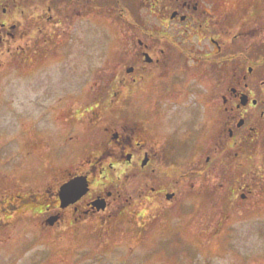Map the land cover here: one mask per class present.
<instances>
[{
  "label": "flooded vegetation",
  "instance_id": "1",
  "mask_svg": "<svg viewBox=\"0 0 264 264\" xmlns=\"http://www.w3.org/2000/svg\"><path fill=\"white\" fill-rule=\"evenodd\" d=\"M112 1L101 0L102 3L105 2L104 5L101 2L96 4L93 0H0V64L13 58L22 61L23 49L30 59H34V63L42 61L51 53L58 58L56 63L59 62L61 72L65 74L64 70H69V62L65 61L63 54L69 53V46L76 40L75 34L81 35L83 32L86 14L96 16L101 4L110 6ZM142 1L148 11L161 13L160 21L162 18L161 24H165V29L172 22L175 24L176 17L179 22L188 19L183 30L180 23L175 29L181 33L189 30L197 39V44L201 40L210 43L214 54H222L226 50L219 18H214L210 9L198 8V0ZM23 17H27L29 23L22 22ZM153 24H146L150 30L147 31L151 38H159L158 43L144 40V36L137 33L138 23L133 20L127 23L126 30L123 29L122 38L127 39L130 44L127 46L124 43L123 47L131 49V55L135 56L126 65L123 75H119L109 64L108 72L113 71V74L102 78L103 66L100 62L97 64L95 70L100 76V83L97 85L96 98L92 103L84 105L81 100L74 110V117H86L88 113H94L92 119L95 121L92 124L96 126V134L93 137V130L89 137L96 142L90 153L74 169L71 170L65 162V147L60 158L52 155L49 157L45 153H39L40 157L32 152L39 144L49 145L52 140V134L47 133H50V124H54V108L60 107L54 98H48L41 104L43 106L39 107V114L33 116L29 126H24L25 123L19 120L13 124V134L8 131L11 127L3 128L4 133L7 131L3 136L11 137H1V147L4 149L6 142H13L16 147L20 145V151L9 156L0 154L3 168L0 176V210L14 212L15 209H23V212L33 214V217L44 215V222L49 226L62 222L70 225L71 221L83 222L87 219L105 222L110 219L109 216H115L125 209L127 212L130 210V220L134 221L138 217L143 219L142 225L145 222L163 224L169 221L181 225L184 222H197L198 215L213 214L214 210L209 211L215 209L213 201L198 200L195 198L197 192L188 201L183 200L187 195H182V189L204 190L214 186L213 183L221 178L218 169L214 168V152L215 157L219 156L222 160L226 156L230 157L232 151L233 155L239 156V150L244 145L259 142V122L264 115V110L258 108L262 103L263 93L259 89L263 80H259V89L256 79L253 80V86L251 69L244 72L243 63L239 62L238 67L232 66L229 79L232 85L226 87V92H214L213 89L202 91L204 77H212L213 72L218 74L219 69H229V54L215 57L216 60L208 53L206 56L182 54L183 56L178 57L175 52L162 47L164 42L168 45L172 42L161 40L166 35L162 30L157 32ZM154 32L158 34L155 35ZM67 42L70 43L69 46ZM257 47L254 48L257 50ZM150 51L153 52L151 55ZM244 57L251 58L247 55ZM139 58L142 64L138 61ZM259 60L257 58L255 61ZM135 61L139 63L136 64ZM71 64L73 72L78 69V75L84 74V63L79 64L77 69L73 62ZM214 64L217 67L212 71ZM206 66L208 68L204 69ZM47 76H51L52 84V75ZM148 76H151L154 84L148 83ZM190 76L195 79L194 83L193 79H189ZM148 86L156 88L150 90L147 89ZM48 90L52 92L51 88ZM82 93L83 91L80 92ZM122 94L125 97L121 101ZM243 94L248 97L245 104L240 102ZM69 95L70 93L61 94L57 99L66 103L65 97ZM150 95H154L152 104L143 105L144 98L149 102ZM191 97H198V102L195 99L191 101ZM214 98L220 107L218 112L221 122L217 128L218 134L214 141L216 148L213 151L214 143L206 140L211 136L209 129L213 126ZM139 102L141 104L137 105ZM197 103L200 107L196 106ZM254 108L258 109V115L251 114ZM109 113L113 120L102 127L101 120ZM49 119L48 128L44 132L39 133L36 126L31 124L37 120ZM100 129L104 131L102 139H99ZM61 138L59 143L65 146L73 135L69 130L66 133L64 130ZM197 141L199 146L207 144L208 148H194V142ZM182 161H187L191 167L182 169L187 164H182ZM58 166L61 167V175L55 171ZM217 173L218 178L214 179ZM76 177H83L86 189L80 195H73V201L62 205L60 188ZM263 177L264 168L259 167L249 179L246 178L240 184L239 189L249 188L251 183H260L264 181ZM241 197L244 199L245 195L241 193ZM231 204L235 202L226 201L219 207L216 206L220 222L228 219ZM203 218L201 222L209 219Z\"/></svg>",
  "mask_w": 264,
  "mask_h": 264
},
{
  "label": "rangeland",
  "instance_id": "2",
  "mask_svg": "<svg viewBox=\"0 0 264 264\" xmlns=\"http://www.w3.org/2000/svg\"><path fill=\"white\" fill-rule=\"evenodd\" d=\"M93 1H96L94 2L96 4L101 2V0ZM197 2L198 8L210 9L213 17L219 18V28L226 42V50L222 54H214L210 43L203 40L197 44V39L189 30L181 33L175 29V26L180 23L183 30V25L188 19L179 22V18L176 17L175 24L172 22L165 29V24H161L162 18L160 21L161 13L148 11L142 0H113L110 6H104L105 2H101L104 5L99 6L100 11L96 12V16L86 14L85 28L81 35L75 34L76 40H73L75 42L72 45L69 46L70 43L67 42L69 53L63 55L66 57L65 61L69 62L67 65L69 70L65 69V74L61 72L59 62L56 63L58 58L51 53L42 61H36V64L23 49L22 61L13 58L0 64V138L11 137V135L3 136L7 133V131L4 133L3 128L11 127L8 131L13 134V124L19 120L25 123L24 126H29L33 116L39 114L41 110L39 107L43 106L41 104L48 98H54L60 107L54 108L52 114L54 124H50L53 128L49 127L50 133H47V135L52 134V140L49 141V145L39 144L32 152L37 155L45 153L49 157L52 155L60 158L62 149L65 147V162L71 170L74 169L75 165L90 153L96 142L89 137L96 128L92 124V121H95L92 119L94 113L90 112L86 117H74L75 107L77 108L81 100L84 105L92 103V100L96 98L100 76L95 68L99 62L103 66L102 78H106L113 74V71L108 72L109 64L117 70L119 75H123L126 65L135 58L130 53L131 49L123 47L124 43L127 46L130 44L126 41L127 39L122 38V31L128 28L127 23L131 20L138 23L140 30L137 29V33L144 36V40L158 43L159 38H151L147 31L149 29L146 24L154 23L156 31L162 30L166 35V38L163 37L161 40L172 42L168 45L167 42L162 41L164 42L162 47L175 52L178 57L206 56L208 53L216 60L215 57L228 53L229 69H219L218 74L215 75L213 72L212 77H204L202 91L213 89L214 92H226V87L232 85L229 82L232 66L238 67L239 62L243 63L244 72L251 69L250 78L253 86V80L256 79L257 82L254 81L259 89V80H263L262 87L259 89V92H263L262 103L258 108L264 110V0H198ZM123 4L126 6L123 7ZM138 5H140L139 8ZM133 11L136 16L132 15ZM29 21L27 17L22 18V22L29 23ZM157 32L154 34H158ZM199 35L200 32H198ZM255 46H258L257 50ZM134 49L137 50L135 47ZM152 53L150 51V55ZM244 54L251 58L245 59ZM140 58L142 59L141 56ZM140 58L138 61L142 64ZM257 58L260 60L255 61ZM71 62L75 64V69L79 64L84 63L82 64L84 74L78 75V69L73 72ZM139 62L135 61L136 64ZM208 66L203 68L207 69ZM216 67L214 64L212 71ZM47 75H52V84L51 76ZM148 79V83L154 84L151 82V76H148ZM189 79L193 78L190 76ZM194 82L195 79L192 83ZM50 88L52 92L48 90ZM152 88L156 87H147L150 90ZM81 91H83L82 94H80ZM65 93L70 95L65 97L66 103H63V100L57 98L58 95ZM124 97L122 94L121 101ZM153 98L154 95H150L149 102L144 98L143 105H151ZM190 99L191 101L195 99L197 102L199 100L198 97ZM219 102H221L220 99ZM140 104L141 102L137 103V105ZM196 106L200 107L198 103ZM212 108L213 126L209 129V136H211L206 142L213 144L221 122L218 112L220 107L216 98ZM254 109L251 114L258 115V109ZM50 120H37L31 124H34L40 133L48 128ZM112 120L110 113L106 114L105 119L101 120V126L110 124ZM259 125V142L241 147L239 156L233 155L232 151L230 157H222L221 160L219 156L215 157L214 152L213 158L216 164L214 168H217L221 175V178L213 183L214 186L204 190L182 189V195H187L183 200L188 201L197 192L195 198L198 200L213 201L215 209L209 210H214L213 214L198 215L197 222H184L181 225L174 221L163 224L145 222L142 225L143 219L138 217L134 221L130 220V210L127 212L125 209L115 216H109L110 219L105 222L87 219L83 222L71 221L70 225L68 222H62L49 226L44 222V215L33 217V214L23 212V209L21 211L15 209L14 212L1 209L0 264H264V181L251 183L249 188L239 189L240 184L249 179L254 170L259 167L264 168V115L260 118ZM64 130L65 133L69 130L73 138L62 146L59 142L64 136ZM100 132L99 139H102L104 131L100 129ZM95 134L94 130L93 137ZM194 145H196L194 148L198 150L200 146H203L201 147L203 149L208 148L207 144L199 146L198 141L194 142ZM1 146L0 144V154L5 153L9 156L13 153L18 154L20 151V145L16 147L13 142H6L3 145L4 149ZM212 148L214 151L215 143ZM1 162L0 176L3 170ZM182 162V164L187 163L182 166V169L191 167L187 161ZM55 171L61 175L60 166ZM217 178L218 173L214 179ZM241 193L245 195L244 199ZM226 201L235 202V204L230 205L228 219L220 222L219 209L216 206L219 207ZM203 217L209 219L201 222Z\"/></svg>",
  "mask_w": 264,
  "mask_h": 264
},
{
  "label": "water",
  "instance_id": "3",
  "mask_svg": "<svg viewBox=\"0 0 264 264\" xmlns=\"http://www.w3.org/2000/svg\"><path fill=\"white\" fill-rule=\"evenodd\" d=\"M247 101V96L243 94L241 96V103L245 104ZM241 123V121L239 122ZM86 189V182L84 181L83 177H76L73 179H70L66 183H64L60 188V197L62 200V205H65L69 201H73L74 198H71L73 195H80L83 193ZM101 207H102V201Z\"/></svg>",
  "mask_w": 264,
  "mask_h": 264
},
{
  "label": "trees",
  "instance_id": "4",
  "mask_svg": "<svg viewBox=\"0 0 264 264\" xmlns=\"http://www.w3.org/2000/svg\"><path fill=\"white\" fill-rule=\"evenodd\" d=\"M133 15H136V13L133 11ZM134 18H136V17H134Z\"/></svg>",
  "mask_w": 264,
  "mask_h": 264
}]
</instances>
